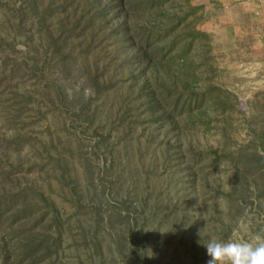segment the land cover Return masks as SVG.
I'll use <instances>...</instances> for the list:
<instances>
[{
    "label": "rangeland",
    "instance_id": "1",
    "mask_svg": "<svg viewBox=\"0 0 264 264\" xmlns=\"http://www.w3.org/2000/svg\"><path fill=\"white\" fill-rule=\"evenodd\" d=\"M258 148L264 0H0V264H206Z\"/></svg>",
    "mask_w": 264,
    "mask_h": 264
},
{
    "label": "clouds",
    "instance_id": "2",
    "mask_svg": "<svg viewBox=\"0 0 264 264\" xmlns=\"http://www.w3.org/2000/svg\"><path fill=\"white\" fill-rule=\"evenodd\" d=\"M83 78L77 83L76 91L83 88L85 97L92 90L84 86ZM257 154L264 157V149H257ZM209 259L206 264H264V231L251 235L250 238L237 237L228 240L211 237L203 243Z\"/></svg>",
    "mask_w": 264,
    "mask_h": 264
}]
</instances>
